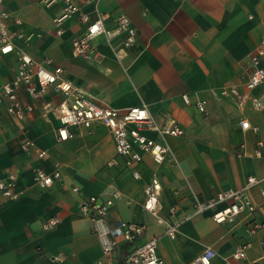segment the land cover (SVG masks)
Returning a JSON list of instances; mask_svg holds the SVG:
<instances>
[{
  "label": "crops",
  "instance_id": "crops-1",
  "mask_svg": "<svg viewBox=\"0 0 264 264\" xmlns=\"http://www.w3.org/2000/svg\"><path fill=\"white\" fill-rule=\"evenodd\" d=\"M3 6L34 33L25 46L32 57L63 67L65 78L96 103L118 109L143 103L158 124L170 114L183 127V135L167 138L169 153L156 172L158 217H169L172 205L188 212L195 196L207 199L219 190L243 187L248 176L264 177V146L261 157L253 155L256 141H264V110H239L219 96L223 87L241 85L248 57L264 37V0H100V10L109 15L107 26L124 13L137 40L122 47L117 39L108 43L103 35L97 36L91 41L96 51L91 61L70 53L71 38L82 29L75 18L65 22L61 37L54 35L52 18L60 4L44 7L39 0H4ZM17 66L13 52L0 53V84L14 76ZM252 93L264 94V84ZM60 99L49 88L23 120L0 108V178L12 173L21 191L15 200L0 196V264H57L56 255L64 257V264H120L128 244L108 261L91 231L90 218L79 210L85 196L101 194L108 184L121 193L109 218L145 222L144 236L136 243L158 236L162 264H187L206 245L226 255L239 243L250 245L246 258L233 264H264L260 233L247 234L241 221L216 223L208 211L181 222L174 239L163 234L158 218L142 207L143 188L155 167L150 156L144 153L137 165L139 178L120 164V157L118 164L108 165L115 158L113 139L99 123L91 131L76 129L75 135L58 141L57 122L50 113L43 114L42 106ZM199 99L207 101L205 111L196 108ZM242 116L258 127L257 133L242 131L238 125ZM25 139L33 140L45 155L38 157L36 149L25 152L21 146ZM241 142L244 154L238 155ZM55 164L61 177L50 187L30 183L34 169L51 171ZM260 187L264 182L248 188L256 202ZM51 216L56 223L44 229V220Z\"/></svg>",
  "mask_w": 264,
  "mask_h": 264
},
{
  "label": "built area",
  "instance_id": "built-area-1",
  "mask_svg": "<svg viewBox=\"0 0 264 264\" xmlns=\"http://www.w3.org/2000/svg\"><path fill=\"white\" fill-rule=\"evenodd\" d=\"M0 0V53L13 52L18 59V66L14 76L0 84V108L17 120H23L34 110V103L43 98L50 88L61 95V99L54 105L43 104V114H51L56 120V139L65 140L76 133V129L91 131L99 123L111 133L115 151V158L108 161V165L118 164L116 157H120L123 167L129 168L135 178L140 177L137 165L142 161L143 154L150 156L155 167L151 172L149 182L143 188L144 211L155 215L163 225L166 236L174 239L181 222L193 216L210 212L211 219L216 223L243 222L247 234H258L259 245L264 252V187H260V201H254L248 188L264 182V177L248 176L246 184L241 188H226L215 192L207 199L194 197V202L188 212L182 213L177 205L169 208V217L157 216L159 206L160 184L157 179V169L165 161L169 153L167 138L184 134L183 127L170 114L165 115L162 124H158L150 115L145 104L118 109L102 106L91 97L77 89L70 80L65 78L64 69L60 65L52 66L49 60L37 61L26 50L34 33L27 31L22 18L8 11ZM100 0H39L44 7L60 4V10L52 18V31L55 36L61 37L65 32V22L75 18L82 25L81 31L70 41V53L73 57H80L91 61L96 57L92 46V39L103 35L109 43L117 39L122 47H131L137 40V31L129 17L118 13L110 26L106 20L107 12L100 10ZM87 5L88 8H87ZM13 26V28L11 27ZM120 54V49L116 51ZM249 68L241 85L225 86L219 96L230 99L239 110L250 107L255 111L264 110V94L254 95L253 90L264 84V37L259 39L255 50L249 55ZM186 103L188 96L183 94ZM199 111H205L207 101L199 99L195 102ZM238 125L242 131L250 130L257 133L258 127L252 125L246 117H240ZM153 133V136L147 134ZM22 149L29 153L36 149L31 139H25ZM264 141L258 139L255 143L253 155L262 156L261 148ZM238 155H243L244 142L237 147ZM38 157L45 155L43 149H36ZM59 165L51 171L41 168L34 169L30 183L38 187H50L60 179ZM78 192L79 188L73 186ZM21 191L16 187V177L12 173L0 178V196L5 199L19 198ZM121 193L113 184H108L101 194L85 196L79 205L82 214L91 220V231L98 237L103 256L108 261H114L122 244H128L121 253L120 264H162L163 259L157 251L158 236L146 237L136 243L139 237L144 236L146 223H136L123 219H110L109 212L114 199ZM181 212L177 217L176 214ZM57 221L54 216L44 220V229L51 228ZM249 243H239L226 255H220L212 245L204 246L187 264H233L246 258ZM53 260L57 264H64V257L56 255ZM101 263V261H97ZM242 264V263H238Z\"/></svg>",
  "mask_w": 264,
  "mask_h": 264
}]
</instances>
